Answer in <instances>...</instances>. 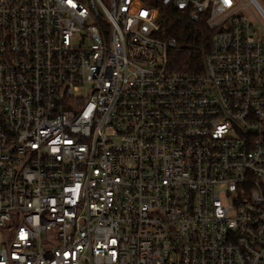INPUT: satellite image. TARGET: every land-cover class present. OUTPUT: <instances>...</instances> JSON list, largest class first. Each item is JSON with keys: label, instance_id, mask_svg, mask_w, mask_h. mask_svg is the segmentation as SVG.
Wrapping results in <instances>:
<instances>
[{"label": "built area", "instance_id": "1", "mask_svg": "<svg viewBox=\"0 0 264 264\" xmlns=\"http://www.w3.org/2000/svg\"><path fill=\"white\" fill-rule=\"evenodd\" d=\"M160 2L200 72L136 0H0V264H263L264 11Z\"/></svg>", "mask_w": 264, "mask_h": 264}, {"label": "trees", "instance_id": "2", "mask_svg": "<svg viewBox=\"0 0 264 264\" xmlns=\"http://www.w3.org/2000/svg\"><path fill=\"white\" fill-rule=\"evenodd\" d=\"M135 4L144 15L156 21L158 37L175 40V47L167 53L169 67L172 70L200 72L202 57L209 50L212 35L205 16L200 15L197 21H192L188 11L164 6L160 0H136Z\"/></svg>", "mask_w": 264, "mask_h": 264}, {"label": "rangeland", "instance_id": "3", "mask_svg": "<svg viewBox=\"0 0 264 264\" xmlns=\"http://www.w3.org/2000/svg\"><path fill=\"white\" fill-rule=\"evenodd\" d=\"M256 1L260 5V7L262 8V10L264 11V0H256ZM263 264H264V262H263Z\"/></svg>", "mask_w": 264, "mask_h": 264}, {"label": "snow or ice", "instance_id": "4", "mask_svg": "<svg viewBox=\"0 0 264 264\" xmlns=\"http://www.w3.org/2000/svg\"><path fill=\"white\" fill-rule=\"evenodd\" d=\"M226 2H227V0H226Z\"/></svg>", "mask_w": 264, "mask_h": 264}]
</instances>
